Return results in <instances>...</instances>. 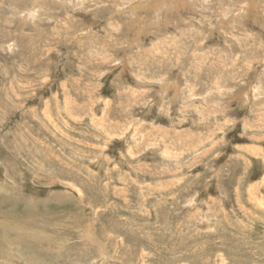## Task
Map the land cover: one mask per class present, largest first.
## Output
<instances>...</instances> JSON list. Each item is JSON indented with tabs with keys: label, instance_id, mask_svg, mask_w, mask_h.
<instances>
[{
	"label": "rangeland",
	"instance_id": "obj_1",
	"mask_svg": "<svg viewBox=\"0 0 264 264\" xmlns=\"http://www.w3.org/2000/svg\"><path fill=\"white\" fill-rule=\"evenodd\" d=\"M183 1L0 0V264H264V0Z\"/></svg>",
	"mask_w": 264,
	"mask_h": 264
},
{
	"label": "bare ground",
	"instance_id": "obj_2",
	"mask_svg": "<svg viewBox=\"0 0 264 264\" xmlns=\"http://www.w3.org/2000/svg\"><path fill=\"white\" fill-rule=\"evenodd\" d=\"M161 1H163V0H161ZM178 1H181V0H178ZM182 1H183V0H182ZM253 1H254V0H253ZM183 2H184V1H183ZM251 5H253L252 2H251ZM176 82H177V81H176ZM176 84H177V83H176ZM174 86H175V85H174ZM177 87H178V86L175 87V90L178 92L179 89H177ZM173 89H174V88H173Z\"/></svg>",
	"mask_w": 264,
	"mask_h": 264
}]
</instances>
